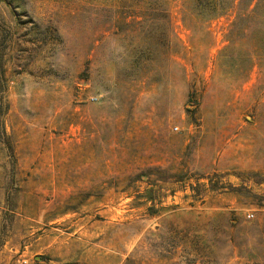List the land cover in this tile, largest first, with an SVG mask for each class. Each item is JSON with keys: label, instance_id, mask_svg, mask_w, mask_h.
<instances>
[{"label": "rangeland", "instance_id": "1", "mask_svg": "<svg viewBox=\"0 0 264 264\" xmlns=\"http://www.w3.org/2000/svg\"><path fill=\"white\" fill-rule=\"evenodd\" d=\"M0 264H264V0H0Z\"/></svg>", "mask_w": 264, "mask_h": 264}, {"label": "built area", "instance_id": "2", "mask_svg": "<svg viewBox=\"0 0 264 264\" xmlns=\"http://www.w3.org/2000/svg\"><path fill=\"white\" fill-rule=\"evenodd\" d=\"M247 217L250 218V217H252V215L249 214Z\"/></svg>", "mask_w": 264, "mask_h": 264}]
</instances>
